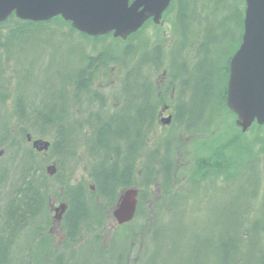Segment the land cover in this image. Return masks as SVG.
I'll return each mask as SVG.
<instances>
[{
    "label": "trees",
    "instance_id": "obj_1",
    "mask_svg": "<svg viewBox=\"0 0 264 264\" xmlns=\"http://www.w3.org/2000/svg\"><path fill=\"white\" fill-rule=\"evenodd\" d=\"M208 1L211 3L213 15L223 13L220 27L226 33L232 32L231 41L235 46L226 56L223 66L218 62H195V55L200 51L196 47L199 44H196L198 39L188 41L185 37L188 32V25H185V22L198 17L196 14L200 10L199 7L206 5L203 3L204 0H172L165 13L176 9L174 33L181 35L183 41L177 46L174 42L171 45L170 52H173L171 62H165L167 47L163 38L152 48L144 40L146 47L150 49H145L143 55L138 48L136 52V47L131 42L138 34L136 32L124 40L126 45L121 53L100 48L96 54L81 50L80 66L75 71L67 72L73 62H66L59 72L62 86L55 90H51V85L46 83L36 97L26 96L23 87L15 90L16 113L22 127L12 128L7 118L0 116V151H3L0 159L5 161L6 165L7 163L11 165L10 169L5 165L1 169L0 166V187L5 184L7 178L16 176L7 193L9 200L0 214V264H17L16 258L21 250V242L26 247L31 244L22 237L39 232L40 228L34 227V223H38L37 215L49 218L50 195L58 186L64 188L63 198L67 201L61 224L65 239L55 246L53 234L50 232L44 234L40 242L43 248L31 250L32 254L30 253V259L34 260L35 264H39L45 255H48L44 258L47 264H130L124 244L118 243L122 244L118 246L115 242L111 245L101 243L96 239L99 234L96 238L85 240L79 250L72 249V244L79 240L81 233H88L91 229L104 224V221L98 222L99 214L95 208L99 199L108 200L112 204L114 200L117 201L120 189L132 186L141 188L136 214L146 202L154 200L150 212L147 211V205L143 207L152 216V222L148 232L142 237V246L136 258L132 259V264H264V216H254L253 220L246 218V213L255 207L251 204V199H257L261 192L260 177L257 181L250 180L252 181L250 193L242 190L240 194L230 197L223 204V208L211 217L209 215L214 209L211 208L214 194L223 197L226 192L230 194L229 190L226 191L228 185L219 186L213 179L216 177L218 165L211 158L202 159V163L199 160V171L204 172L202 182H191L188 189L189 196L194 195L192 198H199L201 201L196 209H190L188 194L178 203H172L173 201L155 200L149 192L154 184L159 185L164 193H170L172 189L176 177L178 157L176 145L179 131H200L207 128L221 109L235 114L227 106V87L230 60L242 42L245 0ZM52 22L58 26L66 25L68 31L66 29L63 34L69 37H72L71 32L76 31L72 28L71 22L60 15L48 21H31L18 18L12 13L7 20L0 22V105L3 104L5 96L10 97L12 94L9 92L10 88L8 92L4 90L11 81L9 78L5 79L6 64L16 58L14 44L16 41L29 42L36 32L44 31L50 34L58 32V28L50 29L51 25L48 24ZM79 34L89 41L88 44L92 39L102 38L92 37L83 32ZM45 42L52 41L46 39ZM85 47L83 45L82 49ZM131 50L132 62L127 64L128 52ZM109 62H122L126 66L127 71L121 79L123 103L115 112L104 117L101 111L94 113L89 121L86 120L90 125L88 128L83 125L84 122L81 124L84 126L81 130L87 131L88 141L91 143H88L89 152L95 157L90 166L95 188L93 190L92 185L85 180L73 182L72 170L66 172V166L75 163L77 159V144L73 138L79 132V127L72 125L73 120L68 116L71 108L72 111L78 110L77 103L83 94H87L88 104L97 100L104 104L103 100H100V92L92 86L96 73L103 69V66H108ZM15 64L16 62L13 63L12 77L16 71ZM166 66L168 69L167 74L164 72L166 83L156 87L154 82L159 80L155 79L148 69L150 67L159 72ZM221 70L224 72L223 78L219 77L218 72ZM173 87L177 90L173 99L174 104L171 106L173 120L170 131L166 135L150 140L151 133L158 129L156 124L160 120L159 112L162 108L160 104L173 97L171 93ZM48 91L52 94L46 95ZM41 95H44V98L40 105H33L34 116L27 118L26 112L30 101H37ZM83 103L80 105H85ZM254 126L259 129V133L255 135L264 151V133H260L264 125L254 123L251 127ZM48 132L54 134L51 146L52 154L56 157V172L53 175L46 170V162L39 159L35 149L27 145L30 144L27 141L28 133L45 138ZM142 154L143 159L140 162ZM255 161L259 165L257 158ZM250 167H253V161ZM252 169L254 170V167ZM208 177H212L211 182H207ZM228 179L229 176L226 182ZM245 193L247 195H243ZM1 195L0 191V197ZM86 245L91 246L84 254L88 257L81 258L79 254L84 251ZM115 250H118L117 254ZM94 253L99 254L102 259L106 255H111V259L108 262L94 263L90 259Z\"/></svg>",
    "mask_w": 264,
    "mask_h": 264
},
{
    "label": "rangeland",
    "instance_id": "obj_2",
    "mask_svg": "<svg viewBox=\"0 0 264 264\" xmlns=\"http://www.w3.org/2000/svg\"><path fill=\"white\" fill-rule=\"evenodd\" d=\"M203 3L206 5H201L199 7L200 10L197 11L196 14L198 17L185 22V25H188L187 36L185 37L188 41H190V39L193 40L194 38L198 39L196 44H199L196 47L199 48L200 51H198V53L195 55V62H218L223 66L226 62V56L233 51L235 46L231 41L232 32L226 33V31L220 27V22L223 21V13L213 15L211 13V3L208 0H204ZM48 25H51V30L58 28V32L54 34H50L49 32L44 33V31L36 32L31 36L29 42L27 41L19 43L16 41L13 46L16 58L12 61L10 60L11 62L6 64L5 79L9 78L11 81L9 86L6 87L4 91L8 92V89L10 88L9 92H12V94L10 97L5 96V104L3 102L4 105H0V116L7 118L8 123L12 126V128L21 126L19 124L20 118L16 113V98L14 96L15 90L17 88L23 87L25 94L27 93L26 96L29 97L38 96L43 90L42 86H45V83L47 85H51V90H55L62 86V82L60 83L59 72L62 71V68L65 66L66 62H73L67 69V72L70 70L75 71L80 66L81 62H79V53L81 50L90 54H96V51H98V48H100L102 50L110 49L112 52L121 53L124 46L126 45L124 40L116 38L113 35V32L100 36H92L96 38H102H95L96 40L92 39L88 44L89 41L84 39L79 34L81 31L77 30L72 25V28L79 32H71L72 37L67 36V34H63V32H66V29L68 31V27L66 25L62 24L61 26H58L53 22ZM137 32L138 34L134 36L131 42L133 43V46L136 47V52L138 48V51L141 55L144 54L145 49H148L149 47L152 48L155 43H158L162 38L165 40V46L167 47L166 54L164 55L166 59L165 62H171L170 59L173 57V52L170 51L173 42L175 43V46H177L183 41L181 35L174 33L176 32V9H174V11L164 13L163 19H161L160 22L146 23ZM135 33L136 32L133 34ZM46 39L52 42L46 43ZM144 40L148 42V48L146 47ZM83 45L86 46L84 49H82ZM132 51L133 50L128 52L129 57L126 60L127 64L132 62ZM178 59L180 60L181 58ZM14 62H16V71L12 77L11 75L13 74ZM108 71L109 73H106ZM126 71V66L123 65L122 62H109L108 66H103V69H100L96 73L95 83L92 86L93 89L95 88L100 92V100H103L104 104L99 102V100L95 102L91 101V103L88 104L86 98L87 94H83L81 96L82 98H79V102L77 103L79 106L78 110L72 111L70 106L71 111L68 118H72V125L74 124L75 126L79 127V132L76 134V137L73 138V141L75 144H77V159L75 163H69L66 166V172L72 170L74 172L73 182L85 180L90 184V186L92 185L93 190L95 188L90 175V166L91 162H94L92 159H95V157H93L89 152L88 143H91L88 141V134L86 133L87 131L83 132L81 128L84 126L88 128V126H90L86 120L89 121L90 117L94 116V113H100L99 111H101L102 117H104L105 115L115 112L121 103H123V85L121 79L122 75H124ZM148 71L150 74H153L155 79L159 80L158 82H154L156 87L165 85L167 79L165 75L168 72L167 66L159 72L152 70L150 67ZM164 72H166V74H164ZM218 73L220 78L224 77V72L222 70ZM176 90V87L172 88L171 93L173 94V97H170L171 99H167L168 101L166 100V102L161 103V107L166 106V108H169V106L171 107L174 104L173 99L176 94ZM50 93L48 91L46 95H49ZM43 98L44 95H41L38 100L36 99L37 101H30L29 109L26 112L27 118L28 116H30V118L34 116L35 110L33 105L39 106V103L42 102L41 100ZM80 103L85 105H80ZM170 114L171 113L167 111L164 112L163 115H160L161 118L158 120V124H156L158 129L156 126L157 131L151 133L152 135L150 140H154L158 136H163L164 134L166 135L169 133L172 122L170 123L166 120L169 119ZM29 122L31 121L29 120ZM82 123L84 126L81 125ZM257 133H259V129L255 126L244 131L242 127L237 124V116L231 112H224L222 109L214 117L213 122H211L210 126L207 128H204L200 131H179L178 144L176 145L178 156L176 177L174 178L172 189L170 193H164L159 188V185L157 186L154 184L150 187L149 192L155 200L160 199L162 202L164 200L173 201L172 203H178V201H181V199H185L186 194H188L187 199L189 200L190 209H196V207H199L201 201L199 198H192L194 195L189 196L190 194L188 189L191 182H202L201 178H203L202 174H204V172L199 171V160L202 163V159L211 158L212 161L217 162L218 165L215 171L216 177H213V179L219 186L228 185L226 191L229 190L230 194L226 192L224 197L220 196L219 194H214L213 204L211 207L214 209L213 212L210 213L209 217L218 212L220 208H223V204H225L230 197L240 194V191L243 190L246 191V193H250L252 190V181L250 180L255 179L257 181L259 177L262 181L260 189L261 192L259 193L257 199H251V204L255 207L253 206L254 208L246 213V218L253 220L254 216L263 217L264 151H262L263 146L256 139L255 134ZM260 133L263 134L264 129H262ZM45 138H48L52 141V139H54V134L48 132L45 134ZM27 145L33 148L32 144ZM42 146V144H39L38 147H34L39 151H48L47 153L41 154L36 152V155H38L39 159L46 162L45 167L47 170L49 167L55 165L56 157L52 154V146L49 145L47 149H44ZM256 158L260 162L259 165L256 164ZM142 159L143 154L139 161L141 162ZM251 161H253L254 170L252 169L253 167H250ZM4 165L10 169V163H7L6 165L5 161L3 162L2 159H0L1 169L4 167ZM228 176L229 179L226 182ZM9 178H7L5 184L2 185L3 187H0V191L2 192L0 197V214L3 213L9 200V195H7V193L10 191L11 185L14 183L16 176H12L10 179ZM211 179L212 177H208L207 182H211ZM137 188L140 192L141 188L139 186ZM124 189L126 190L127 188H123L122 190L120 189L119 196ZM246 193L243 195H247ZM63 196L64 188L62 186H58L57 189H54L53 193L50 195V205L48 210L49 218L47 217L48 219H46L45 215H43V217L40 214L37 215L36 221L38 223H34V227L36 229V226H38L40 228L38 229L39 232H34L28 237V235H30L28 231L29 234L26 237H22L25 238L29 244H31L27 245L26 247V245L24 246V243L21 242V250L18 252V256L16 255L17 264H35V261L30 259L31 250L33 251L43 248L42 243L40 242H42L44 237L43 235L47 232L53 234V244L55 246L59 245L61 241L65 239L64 231L61 228L63 220L62 216L64 212L60 215V217H58L59 213L56 212V209L59 208L63 203L67 207V201L64 200ZM117 201L114 200V202L111 204L108 202V200L99 199L97 202L98 205L94 204L95 206L97 205L95 208H97V214H99L98 222L102 223L104 221V224L99 228L97 227L96 229H91L88 233H81L79 240L72 244V249H81L85 240L92 239L94 237L96 238V235L99 234V237L96 239L101 243H105L107 245H111L113 242H115V244H124L129 255V263L132 264V259L136 258L142 246V237L148 232L147 230L152 222V216L149 212L151 211L154 200H149L143 205V207L147 205L146 208H148L147 211L149 212H147L142 207L140 208L139 213L136 214L131 221L124 224H119L113 214V211L117 205ZM204 205L206 204L204 203ZM220 218L223 219V216ZM191 225L194 226V224ZM36 233L38 234L35 235ZM122 244H118V246H121ZM90 249L91 246L86 245L84 247V251L80 252L79 256L81 258L88 257L84 254ZM118 250H115L114 252L117 254ZM65 252L66 254L68 253V251ZM47 256L48 255H45L43 258H41L42 264H47L44 260V258ZM90 259L94 263H103L105 261H110L111 255H106L104 256V259H102L99 257V254L94 253ZM41 262L39 261V264Z\"/></svg>",
    "mask_w": 264,
    "mask_h": 264
},
{
    "label": "water",
    "instance_id": "obj_3",
    "mask_svg": "<svg viewBox=\"0 0 264 264\" xmlns=\"http://www.w3.org/2000/svg\"><path fill=\"white\" fill-rule=\"evenodd\" d=\"M170 3L171 0H0V22L12 13L31 21H47L60 15L89 35L113 32L114 36L126 39L148 19L160 22ZM245 3L242 42L230 60L227 87V106L236 114L237 124L244 131L254 123L264 125V0H245ZM39 144L47 149L50 141H34V146ZM49 168L53 174L56 166ZM138 195L137 187L122 191L113 211L119 224L131 221L136 215ZM60 207L63 213L66 205Z\"/></svg>",
    "mask_w": 264,
    "mask_h": 264
},
{
    "label": "flooded vegetation",
    "instance_id": "obj_4",
    "mask_svg": "<svg viewBox=\"0 0 264 264\" xmlns=\"http://www.w3.org/2000/svg\"><path fill=\"white\" fill-rule=\"evenodd\" d=\"M165 13V12H164ZM163 16H164V14H163ZM148 22H154L153 21V19L152 18H150V19H148L147 21H146V23H148ZM145 23V24H146ZM144 24V25H145ZM132 35V34H131ZM131 35H129L126 39H122V38H120V37H116V38H119V39H122V40H127ZM166 105V104H165ZM167 111H169L171 114H170V117H169V119H170V123L172 122V120H173V110H172V108L169 106V108H166V106H163L162 108H161V110H160V112H159V119L161 118L160 117V115H163L164 114V112H167ZM162 121H164L163 119H161ZM37 139H42L41 137H39V136H33V135H31V134H29L28 135V139H27V141H28V143H30V144H32V146H33V148L35 149V151L37 152V153H47V152H45V151H39L38 149H36L35 147H34V141L35 140H37ZM43 139H45V138H43ZM47 139V138H46ZM51 144H52V141H51Z\"/></svg>",
    "mask_w": 264,
    "mask_h": 264
},
{
    "label": "bare ground",
    "instance_id": "obj_5",
    "mask_svg": "<svg viewBox=\"0 0 264 264\" xmlns=\"http://www.w3.org/2000/svg\"><path fill=\"white\" fill-rule=\"evenodd\" d=\"M56 212H58L59 214H62V208L61 207L57 208Z\"/></svg>",
    "mask_w": 264,
    "mask_h": 264
}]
</instances>
